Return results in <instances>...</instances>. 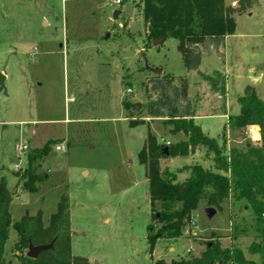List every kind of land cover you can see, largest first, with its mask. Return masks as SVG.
I'll return each instance as SVG.
<instances>
[{
	"label": "rangeland",
	"instance_id": "1",
	"mask_svg": "<svg viewBox=\"0 0 264 264\" xmlns=\"http://www.w3.org/2000/svg\"><path fill=\"white\" fill-rule=\"evenodd\" d=\"M143 1L0 0V182L6 178L12 195V221L40 211L48 226L57 203L66 204L69 239L59 248L72 264L167 262L199 256L217 238L260 263L261 255L249 249L262 241L255 217L232 196L215 207L199 200L183 235L158 238L150 250L159 206L152 208L138 152L149 133L160 145L186 138L170 133L166 116L147 114L159 95L150 68H160L178 87L187 81L181 103L227 153L252 142L250 124L236 129L228 117L240 112L238 98L247 86L264 101V0H224L235 29L191 45L190 69L178 39L155 45L146 39ZM47 143L31 167L37 178L24 185L27 155ZM197 163L214 169L213 152L197 146L187 155H167L159 169L181 182ZM207 207L215 209L211 217ZM7 239L6 259L20 264L28 247L14 249L19 238L13 227Z\"/></svg>",
	"mask_w": 264,
	"mask_h": 264
},
{
	"label": "trees",
	"instance_id": "2",
	"mask_svg": "<svg viewBox=\"0 0 264 264\" xmlns=\"http://www.w3.org/2000/svg\"><path fill=\"white\" fill-rule=\"evenodd\" d=\"M143 17L147 23L146 39L162 40L172 36L178 39V49L184 55V63L190 69L191 45L201 43L209 37H224L234 31L236 23L224 0H144ZM156 88L159 95L147 106V114L154 117L166 116L172 127L170 133L182 132L186 138L168 145H160L156 137L147 134L146 145L138 152L144 165L149 186L150 202L160 227L156 234L149 237L150 250L158 238L181 237L183 227L204 199L210 206H219L228 197H234L248 207L257 229L261 232V242H252L249 249L258 253L262 259L257 263L247 259L238 247L223 246L217 238L206 243L199 256L191 255L178 260H155L153 264H264V101L259 98L252 86H247L244 95L238 98L240 112L229 115L228 125L243 129L248 124L259 127L260 140L257 144L250 141L242 148L233 147L230 153L224 150L218 139L209 137L195 122V114L180 101L187 95V81L180 87L173 84L174 78L168 74H157ZM129 106V104H126ZM139 108L138 105H135ZM140 109V108H139ZM50 143V142H49ZM49 143L33 149L29 153L24 173L29 186L37 175L31 171L33 162L41 158L49 149ZM197 146H203L213 152L214 169L197 163L190 166L189 176L179 182L176 174L159 169V158L164 156L187 155ZM167 148L165 152L164 148ZM222 170L223 172H221ZM12 195L7 188L6 178L0 182V264H10L4 255L9 230L13 227L18 235L14 249L19 250L32 242L34 245L50 243L51 249L42 251L36 258L21 254L20 264H72L65 256L61 244H68L67 205L58 202L57 210L49 218V225H43L42 214L35 216L24 214L19 220L12 221L10 203Z\"/></svg>",
	"mask_w": 264,
	"mask_h": 264
},
{
	"label": "water",
	"instance_id": "3",
	"mask_svg": "<svg viewBox=\"0 0 264 264\" xmlns=\"http://www.w3.org/2000/svg\"><path fill=\"white\" fill-rule=\"evenodd\" d=\"M118 12L119 11L116 10L114 13V16H116ZM161 41L162 40H155L153 42V44L155 45V44L161 43ZM150 69L157 74L162 73L160 68H150ZM4 79H5V75H3L0 72V88L3 87ZM214 102H215V104H217L219 102V100H216ZM138 106H140L139 103H138ZM164 149H165V152H167V148L165 147ZM206 212H207L208 216L211 217L215 213V209L212 207H207ZM53 244H54V240H52L50 243H41V244H36V245H34L32 242H29L26 254L31 258H36L37 256H39L40 252L51 249L53 247Z\"/></svg>",
	"mask_w": 264,
	"mask_h": 264
},
{
	"label": "built area",
	"instance_id": "4",
	"mask_svg": "<svg viewBox=\"0 0 264 264\" xmlns=\"http://www.w3.org/2000/svg\"><path fill=\"white\" fill-rule=\"evenodd\" d=\"M114 2L116 5H118L122 2V0H114ZM248 134H249V137H250L252 142H258L260 140L259 127L257 125H250L248 127ZM26 148H27L26 144H22L20 146V149H26ZM55 149L56 150H62L63 147H62V145L58 144L55 146ZM192 224H194V222H192Z\"/></svg>",
	"mask_w": 264,
	"mask_h": 264
},
{
	"label": "crops",
	"instance_id": "5",
	"mask_svg": "<svg viewBox=\"0 0 264 264\" xmlns=\"http://www.w3.org/2000/svg\"><path fill=\"white\" fill-rule=\"evenodd\" d=\"M170 248H173V247H170Z\"/></svg>",
	"mask_w": 264,
	"mask_h": 264
}]
</instances>
